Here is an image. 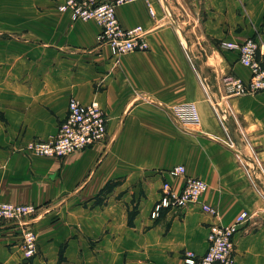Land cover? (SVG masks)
Listing matches in <instances>:
<instances>
[{
    "label": "crops",
    "instance_id": "obj_1",
    "mask_svg": "<svg viewBox=\"0 0 264 264\" xmlns=\"http://www.w3.org/2000/svg\"><path fill=\"white\" fill-rule=\"evenodd\" d=\"M64 1L0 0V202L39 209L38 255L30 264H184L185 252H206L211 223L229 226L242 212L251 219L234 239L233 264H264V200L226 148L210 101L260 179L264 91L229 94L223 77L246 82L250 72L221 44L258 38L264 45V0L118 6L120 25L142 27L148 43L118 58L98 46L96 22L58 11ZM259 60L264 64V54ZM70 97L98 103L105 141L61 159L22 152L32 140L55 136ZM187 104L198 110L197 126L170 115ZM178 165L204 181L200 202L215 218L194 204L150 218L164 179L181 189L184 177L166 175ZM20 239L0 222V264H23Z\"/></svg>",
    "mask_w": 264,
    "mask_h": 264
},
{
    "label": "built area",
    "instance_id": "obj_2",
    "mask_svg": "<svg viewBox=\"0 0 264 264\" xmlns=\"http://www.w3.org/2000/svg\"><path fill=\"white\" fill-rule=\"evenodd\" d=\"M136 1L148 3L149 0H65L58 6L61 13H69L72 21H94L99 26L98 46H107L113 57H120L131 52H142L148 49L146 32L142 27L125 29L117 20L115 9L124 4ZM153 15L151 7L148 8ZM221 47L237 53L239 63L250 72L248 81L235 76L223 77L227 91L235 96H251L264 91V64L259 56L264 54V45L258 38H247L239 43H222ZM171 117L181 125L199 124V113L194 104L180 105L170 109ZM107 118L97 102L81 104L70 97L67 102L65 119L59 124L53 138L47 141L32 140L21 151L38 157L64 158L74 152L103 143L106 138ZM250 164L247 169L250 170ZM171 178L184 177V183L175 192L164 179L160 188V198L152 211V217H159L162 211L184 210L189 205H199L205 214L216 217L211 206L201 203L200 197L206 190V184L199 178L185 176L182 165L175 166L166 172ZM37 214L34 206L14 205L0 202V220L10 222L21 238V250L24 259L36 252V237L28 229V224ZM251 217L242 212L234 223L222 226L211 223L208 227L207 250L202 256L192 253L184 255L185 264H233L234 239Z\"/></svg>",
    "mask_w": 264,
    "mask_h": 264
},
{
    "label": "rangeland",
    "instance_id": "obj_3",
    "mask_svg": "<svg viewBox=\"0 0 264 264\" xmlns=\"http://www.w3.org/2000/svg\"><path fill=\"white\" fill-rule=\"evenodd\" d=\"M212 99H213V97H212ZM211 101V104H212V107H213V110H214V114H215V117L217 118V120L220 122L219 124L224 128V133H225V135L227 134V136H226V148L227 149H229L230 151H232L233 152V155H234V158H236V160L238 161V163H239V165L240 166H249V163H248V161L247 160H245V158H244V156L243 155H241L240 154V152L239 151H237L236 150V147H235V141L234 140H232V138H231V135H230V131H228V129H226V127H227V122L224 120V118H223V115H225V113H222V112H220L218 109H216L217 107H216V105L214 104V101L213 100H210ZM22 149V148H21ZM243 156V157H242ZM256 166V165H255ZM248 174H249V176H250V178H249V180H250V182H251V184H252V186L256 189V191H257V193L259 194V196L264 200V174H262L261 175V177H260V179H258L256 176H255V172H254V170H248ZM161 188V187H160ZM160 189H159V195H160ZM156 204H157V202H156ZM154 207H155V205H154ZM154 207H153V209H152V211L154 210ZM36 208V207H35ZM165 211H167V210H165ZM134 212V210L133 211H130L129 212V214H130V218H131V216H133V213ZM168 212V211H167ZM42 213V212H41ZM45 213H47V212H45ZM40 214V212H39V209L37 208V214L35 215V216H33L32 218H30V219H32V221H30V223L28 224V229L29 230H31L33 233H34V235H35V237H36V252H35V254L32 256V257H30V258H28V259H24V257H23V254H22V250H21V239H20V253H21V260H22V262H23V264H30L31 263V261L38 255V250H37V233H36V231H35V228H34V224H35V220L36 219H38L37 217H38V215ZM161 217V213H160V215H159V217H156V218H153L152 217V212H151V215H150V218L151 219H159ZM36 218V219H35ZM35 219V220H34ZM131 221H132V219H129V221H128V223L129 224H131ZM0 222H3V223H8V224H10V222H8V221H3V220H0ZM208 235V234H207ZM186 253H188V252H185L184 254H183V258H184V255L186 254ZM189 253H191V252H189ZM193 254V253H192ZM195 255V254H194ZM197 256V255H196ZM202 256V255H201ZM183 262H184V260H183ZM185 264V263H184Z\"/></svg>",
    "mask_w": 264,
    "mask_h": 264
}]
</instances>
